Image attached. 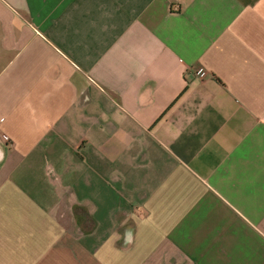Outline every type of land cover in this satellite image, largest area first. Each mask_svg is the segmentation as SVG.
Returning a JSON list of instances; mask_svg holds the SVG:
<instances>
[{
	"label": "crops",
	"instance_id": "crops-1",
	"mask_svg": "<svg viewBox=\"0 0 264 264\" xmlns=\"http://www.w3.org/2000/svg\"><path fill=\"white\" fill-rule=\"evenodd\" d=\"M0 264H264V0H0Z\"/></svg>",
	"mask_w": 264,
	"mask_h": 264
},
{
	"label": "clouds",
	"instance_id": "clouds-1",
	"mask_svg": "<svg viewBox=\"0 0 264 264\" xmlns=\"http://www.w3.org/2000/svg\"><path fill=\"white\" fill-rule=\"evenodd\" d=\"M125 245L133 243L134 235L133 230L131 228L127 229L123 236Z\"/></svg>",
	"mask_w": 264,
	"mask_h": 264
},
{
	"label": "built area",
	"instance_id": "built-area-1",
	"mask_svg": "<svg viewBox=\"0 0 264 264\" xmlns=\"http://www.w3.org/2000/svg\"><path fill=\"white\" fill-rule=\"evenodd\" d=\"M5 140H8V138H7V137H5Z\"/></svg>",
	"mask_w": 264,
	"mask_h": 264
}]
</instances>
